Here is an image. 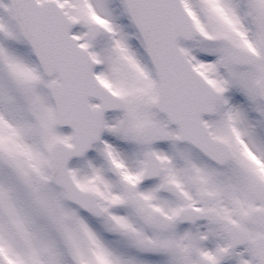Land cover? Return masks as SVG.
I'll return each mask as SVG.
<instances>
[{"label":"snow or ice","instance_id":"snow-or-ice-1","mask_svg":"<svg viewBox=\"0 0 264 264\" xmlns=\"http://www.w3.org/2000/svg\"><path fill=\"white\" fill-rule=\"evenodd\" d=\"M0 264H264V0H0Z\"/></svg>","mask_w":264,"mask_h":264}]
</instances>
